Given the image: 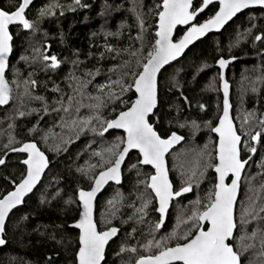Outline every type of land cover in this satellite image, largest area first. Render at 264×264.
<instances>
[{
	"label": "trees",
	"instance_id": "trees-1",
	"mask_svg": "<svg viewBox=\"0 0 264 264\" xmlns=\"http://www.w3.org/2000/svg\"><path fill=\"white\" fill-rule=\"evenodd\" d=\"M20 2L0 0V9L14 11ZM162 2L40 0L26 14L33 29L11 28L13 53L7 80L12 96L10 105L0 109V159L5 161L0 165V199L26 175L27 156L12 149L34 142L48 156L50 167L38 190L10 217L0 264H77L80 234L71 225L81 212L78 194L91 190L100 172L113 166L117 158L113 152L124 148L123 133L101 135L103 122L117 118L136 100L134 87L121 92V84L134 83V74L142 70L154 47ZM201 4L197 1L195 9ZM218 9L212 5L197 24L212 18ZM184 32L179 29L177 39ZM45 55H55L59 66L51 67ZM220 59L235 60L227 79L234 122L243 138L242 159L249 160L236 210L237 239L230 243L238 247L240 235L264 231V212L249 218L243 227L239 223L242 210L251 202L257 209L264 207V10H249L160 75L159 107L150 123L163 139L174 133L184 138L168 157L169 173L175 192L190 177L192 191L173 201L159 230L156 198L148 187L154 172L140 165L137 153L131 154L123 169V184L110 186L97 202L99 230L120 229L104 264H136L158 252L145 248L149 241L166 240L168 246H175L184 242L186 232L194 234L195 221L188 218L194 211H203L216 190L217 138L212 129L223 111L216 67ZM109 84L111 88L106 87ZM109 91L119 99H109ZM95 97L103 100L99 108ZM257 133L260 139L253 140ZM146 202L147 208L138 211ZM173 233L176 236L168 239ZM247 242L255 247L243 253L241 264H264L259 237Z\"/></svg>",
	"mask_w": 264,
	"mask_h": 264
},
{
	"label": "snow or ice",
	"instance_id": "snow-or-ice-1",
	"mask_svg": "<svg viewBox=\"0 0 264 264\" xmlns=\"http://www.w3.org/2000/svg\"><path fill=\"white\" fill-rule=\"evenodd\" d=\"M76 2L79 3V0H76ZM31 3L32 0H21L16 9L11 12L0 9V105L7 104L10 99V89L4 75L8 66V56L12 51V36L9 32V26L19 24L23 29L34 28V24L25 16V11ZM192 3L193 0H163L162 11L158 13L159 31L156 32L158 38L155 39L154 47L147 53L146 62L142 63V70L134 74V83L126 87L121 84V92L134 87L135 92L138 93V98L127 111L120 112L117 118L103 122L104 127L101 135L109 129H124L127 136L125 140L121 141L125 145L121 151L108 150L113 152L117 158L112 167L100 172L99 176L95 178L94 189L92 191L80 190L79 192V199L82 201L84 209L82 218L76 225L81 229L79 238L81 246L78 252L79 264H101L104 259L106 244L118 232L115 227L108 231L97 230V225L92 218L93 200L96 193L108 181L119 182L121 164L131 149H138L142 153V164L151 165L155 168V175L150 177L148 187L152 189L159 201L158 211L161 214V221L157 223V228L163 226V217L171 200L192 191L190 177L189 181H186L185 187L174 192L165 166V154L182 137L172 134L170 138L163 139L148 121L149 114L153 112L157 104V73L165 64L178 57L195 39L204 36L213 29L221 28L244 8L252 5L264 6V0H220L223 6L214 17L199 25L192 24L182 39L173 42L172 34L176 26L186 25L194 21L199 12L204 11V8L213 3V0H202L203 7L198 10L192 8ZM45 14L41 12V15ZM142 24L143 21H141ZM138 38L142 39V37ZM256 39L259 40L262 37L257 36ZM133 55H136V53H133ZM43 59L50 60L53 68L59 66L60 62L55 55L51 57L45 55ZM218 63L221 68H225L229 61L220 59ZM31 83L35 84V81ZM115 83L120 84L121 82L116 81ZM84 86L81 85V87ZM106 87L111 88V85L109 84ZM228 88L229 85L225 81L223 83L225 95L223 118L220 120L219 126L212 129L220 137L218 146L219 163L215 165V172L218 173V183L216 190L210 195L209 203L205 206V209L194 211L188 218L190 221H195L194 234L192 231L186 232L182 237L184 242L177 243L175 246H168L166 240L149 241L145 248L149 252L156 248L158 252L141 257L137 264H241L243 253L249 248L255 247L254 243H248L247 241H255L258 237L261 248L260 255L264 256V231L262 230H257L251 235L246 232L240 235L238 237V247H234V244L230 243V241L237 239L235 234L238 225L234 216V206L237 200L239 181L247 161H242L240 158L241 137L237 134L229 117ZM107 95L109 99H119L114 92L109 91ZM94 99L99 101L95 105L96 108L103 105V100L100 97ZM71 103L72 98L70 97L69 105ZM85 123H90V121ZM252 139L259 140L260 134L257 133ZM114 149H119V145H115ZM12 150L28 153V159L24 160V164L28 166L27 176L15 191L0 199V233L4 231V223L8 213L22 203L23 197L35 187L48 166L47 158L35 143H25L22 147ZM255 151V148L251 149V152L254 153ZM4 163V159H0V165ZM195 175L196 172L193 171L192 176ZM229 175L233 179L230 183H226V178ZM249 199L252 200L251 197ZM197 203L199 202L197 201ZM147 206L146 202L138 211L143 212ZM261 212H264V207L257 209L255 203L251 202L247 208L242 210L239 221L241 227L250 222L249 218L255 219ZM205 224L208 225L207 228L204 227ZM175 236L176 233H173L172 237L168 239ZM4 243L5 241L0 238V245ZM132 251H135V249H132Z\"/></svg>",
	"mask_w": 264,
	"mask_h": 264
},
{
	"label": "water",
	"instance_id": "water-1",
	"mask_svg": "<svg viewBox=\"0 0 264 264\" xmlns=\"http://www.w3.org/2000/svg\"><path fill=\"white\" fill-rule=\"evenodd\" d=\"M38 1H40V0H32V3L29 5V7H28V8L26 9V11H25V16H26V14L28 13L29 9H30L34 4H36ZM197 1H201V2H202V0H193V3H192V8H193V9H195V3H196ZM212 5H218V6H219V9H218L217 13L219 12L220 8L223 6V5L220 3V0H213V3H211L210 5H208L207 8H204V11L199 12V14L196 16V18H195L194 21H191L189 24H186V25H177L176 28L173 30V34H172L173 42H178L180 39H182L183 36L186 35L187 31L190 29L191 25H192V24H197V20H198V18H199L201 15H203V14H204V13H205V12H206V11L212 6ZM200 7H203V4H201ZM198 9H199V8H198ZM198 9H197V10H198ZM249 10H264V6H261V5H252V6L248 7V8H244V9H242L241 11H239L238 13H236V14H235L230 20H228V21H227V22H226L221 28H219V29H213V30L207 32L204 36H202V37H200V38H198V39H195L192 43H190V44H189V45L183 50V52H182L178 57H176L174 60L169 61V63L165 64V65L160 69V71L157 73V78H156V80H157V104H156V107L153 109V112L149 114V117H148V121H149V123H150L151 118L154 116L156 110H157L158 107H159V78H160V75L162 74V72H163L165 69H167L169 66H171V65H173V64H175V63H177V62H179L181 59H183V58L185 57V55H186V54H187V53H188V52H189L194 46H196L198 43L202 42L203 40H205L206 38H208V37H210V36H212V35L221 34V33H222V32H223V31H224V30H225L230 24H232V23L236 20V18H237L238 16L242 15L243 13H245V12H247V11H249ZM217 13H216V14H217ZM216 14H215V15H216ZM215 15H214V16H215ZM214 16H213V17H214ZM205 22H206V21H205ZM205 22H204V23H205ZM197 25H199V24H197ZM15 26H20V25H19V24H13V25H10V26H9V32H10V34H11V36H12V40H11V48H12V51H11V53H10L9 56H8V66H7V68H6V70H5V74H4V75H5V80L7 81V83H8V87H9V89H10V92H9L10 99H9V101H8L7 104L0 105V109L7 108V107L10 105V103H11L12 91H11V87H10V85H9V82H8V80H7V72H8V70H9V62H10V59H11V57H12V53H13V35H12V33H11V28H12V27H15ZM157 28H158V31H159V17H158ZM179 29L185 30V32H184L183 36H182L180 39H177V32H178ZM157 38H158V37H157ZM225 60H226V59H225ZM226 61H229V63L227 64V66H226L225 68H221L220 65H219V63H217V65H216L217 69L220 71V77H221V93H222V96H223V111H222V115H221V117H220V119H219L218 124H217L216 127L219 126V122H220V120L223 118V113H224V102H225V95H224V90H223V83H224L225 81H227V83H228V85H229V88H228V95H227V101H228V104L230 105V107H229V117H230V119H231V121H232V124H233V126H234V128H235L237 134L240 135L239 132H238V130H237V126H236V124H235V122H234V118H233L232 87H231V84L228 82V79H227V73H228V70H229L230 66L235 62V60H234V59H229V60H226ZM133 90H134V93H135V95H136V99H137V98H138V93L135 92V89H133ZM150 124H151V123H150ZM152 126H153V125H152ZM153 128H154V126H153ZM154 130H155V128H154ZM155 131H156V130H155ZM112 132H120V133H123V134H124V138L126 139L127 133H126V131H125L124 129H109L107 132H104L103 135H107V134L112 133ZM156 132H157V131H156ZM157 133H158V132H157ZM213 133H214L215 137L217 138V164H218V163H219V161H218V146H219V139H220V137H219V134H218V133H216V132H214V131H213ZM174 134H176V133H174ZM176 135H177V136H180V135H178V134H176ZM170 137H171V136H170ZM170 137H169V138H170ZM180 137H182V136H180ZM240 137H241V142H240V146H239V147H240V158H241L242 161H244V160L242 159V150H241L242 145H243V138H242L241 135H240ZM184 141H185V140H184V138L182 137V139H181L178 143H175V144H174V145L168 150V152L165 154V157H164V159H165V166H166L167 171H168V179H169L170 183L172 184V188H173V191H174V192H175V188H174V185H173V183H172V181H171V177H170V173H169L168 157L170 156V154H171L175 149L179 148V147L184 143ZM30 143H34V142H30ZM35 144H36V143H35ZM36 146L39 148V146H38L37 144H36ZM124 147H125V145H124ZM39 149H40V148H39ZM40 151L43 152L41 149H40ZM17 153H20V154H22V155L27 156V159H28V153H24V152H17ZM43 153H44V152H43ZM133 153H137V154L140 156V165H141L142 167H146V168H150V169H152L153 172H154L153 175H155V168H154L153 166H151V165H144V164L141 163V161H142V159H143V155H142V153H140L138 149H131V150L128 152L127 156L125 157L124 161H123L122 164H121V167H120V180H119V182L114 181V180H110V181H108L106 184H104V185L101 187V189L96 193V196H95V198H94V200H93V210H92V218H93L94 222L96 223V225H97V222H96V210H97V202H98L99 198L101 197V195H102V194H103V193H104V192H105L110 186H112V185H113V186H121V185L123 184V181H124V177H123V169H124V167H125V165H126L128 159H129L130 155L133 154ZM44 155H45V157L47 158L48 166H47V168H45L43 174L41 175V178H40L39 182L35 185V187H34L29 193H27V194L23 197L22 203L18 204L16 207H14L13 209H11V211L8 213V215H7L6 219H5V223H4V231H3L2 233H0V238H2L3 240H4V234H5L6 227H7V224H8V221H9L10 217L12 216L13 213H15L16 211H18V210H20L21 208H23V206H24L26 200L29 199V198H30V197H31V196H32V195L38 190V188L40 187L41 183L43 182V179H44L46 173H47L48 170H49V167H50L49 158H48V156H47L45 153H44ZM246 161H247V163H246L245 168H244V170H243V172H242L241 180L239 181L238 195H237V200H236V203H235V206H234V216H235V219H236L237 204H238V202H239L240 195H241L242 180H243L244 174H245V172H246V170H247V167H248V165H249V160H246ZM24 165H25V167H26V175H25L24 178H26V176H27V167H28V166H27L26 164H24ZM214 172H215V170H214ZM215 174H216V180H217V183H218V173L215 172ZM232 179H233V177H232L231 175H229V176L226 178V181H225V182H226V183H230ZM22 181H23V180H22ZM22 181H21V182H22ZM21 182H20V183H21ZM20 183H19V184H20ZM149 183H150V181H149ZM217 183H216V185H217ZM19 184H18V185H19ZM18 185H17V186H18ZM17 186L15 187V189H14L13 191L16 190ZM94 187H95V184H93L92 189L89 190V191H92V190L94 189ZM149 188H150V187H149ZM150 190L152 191L151 188H150ZM13 191H11V192H13ZM11 192H10V193H11ZM152 193H153V195L155 196V193H154L153 191H152ZM8 194H9V193H8ZM8 194H7V195H8ZM7 195H6V196H7ZM4 197H5V196H4ZM4 197H3V198H4ZM3 198H2V199H3ZM155 198H156V203H157V213H158V215L160 216V221H161V214H160L159 211H158L159 201H158V198H157L156 196H155ZM177 198H179V196H178V197H174V198L171 200V202H170V204H169V207H168V209H167V212H166V214H165L164 217H163V226L160 227L159 230H161V229L165 226V224H166V222H167V219H168L169 212L171 211V208H172L173 201L176 200ZM78 199H79V194H78ZM79 202H80V205H81L80 216H79V219L77 220V222H75L74 224H72L71 227H72L73 229L78 230V231H79V234L81 235V229H79L78 227H76V225H77V224L79 223V221L81 220L84 209H83V203H82V201H80V199H79ZM204 227L207 228L208 225L205 224ZM117 229H118L117 234H116L115 236H113V237L108 241V243H107L106 246H105V250H104V259H103V261L101 262V264H104V262H105V260H106V253H107V250H108L109 246H110L114 241H116V240L118 239V237H119L120 229H119V228H117ZM97 230L100 231L99 228H98V225H97ZM4 241H5V240H4ZM79 242H80V241H79ZM230 242H231V241H230ZM5 246H6V241H5L4 244L0 245V249L3 248V247H5ZM80 246H81V245H80ZM77 264H79V261H78V255H77ZM136 264H137V263H136Z\"/></svg>",
	"mask_w": 264,
	"mask_h": 264
},
{
	"label": "rangeland",
	"instance_id": "rangeland-1",
	"mask_svg": "<svg viewBox=\"0 0 264 264\" xmlns=\"http://www.w3.org/2000/svg\"><path fill=\"white\" fill-rule=\"evenodd\" d=\"M258 142V141H257Z\"/></svg>",
	"mask_w": 264,
	"mask_h": 264
}]
</instances>
